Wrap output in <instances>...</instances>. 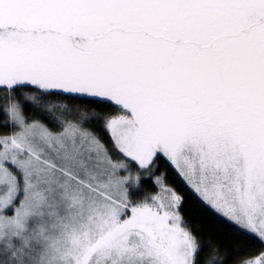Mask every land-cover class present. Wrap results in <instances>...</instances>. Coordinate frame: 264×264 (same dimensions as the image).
<instances>
[{
    "label": "snow or ice",
    "instance_id": "obj_1",
    "mask_svg": "<svg viewBox=\"0 0 264 264\" xmlns=\"http://www.w3.org/2000/svg\"><path fill=\"white\" fill-rule=\"evenodd\" d=\"M0 264H264V0H0Z\"/></svg>",
    "mask_w": 264,
    "mask_h": 264
}]
</instances>
